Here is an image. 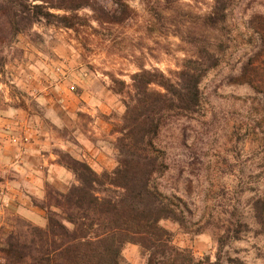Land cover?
I'll use <instances>...</instances> for the list:
<instances>
[{"label":"rangeland","instance_id":"rangeland-1","mask_svg":"<svg viewBox=\"0 0 264 264\" xmlns=\"http://www.w3.org/2000/svg\"><path fill=\"white\" fill-rule=\"evenodd\" d=\"M98 1L109 10L116 8L111 0ZM127 4L134 13L121 25L100 26L90 20L80 21L77 30H69L42 22L21 34L16 49L6 52L9 63L0 74V117L6 116L20 124L26 121L34 127L40 123L53 130L55 124L47 117V105L41 99L43 89L46 88L48 96L53 99L58 93L62 102L52 105L65 106L64 109L68 110L74 104L70 96L82 90L77 85L78 75H68L62 82L57 78V36L76 55L73 67L78 69L82 65L85 72L96 80L89 91L104 101L103 108L109 115L102 114L109 124V132L87 134L88 141L79 140L71 129L73 122L62 119L57 122V135L64 138L60 143L57 141V162L63 166L57 168V176L63 178L67 173L71 176L66 177L67 191L78 182L74 172L65 166L68 155L75 158L66 145L77 152L84 144L99 146L105 157L97 155L92 158L91 165L87 162L97 172L112 171L117 166V130L125 110V94L117 91L115 80L130 86L131 76L141 66L157 68L166 74L176 71L185 59L193 56L196 45L203 39L213 43L224 41L226 61L219 68L227 72L238 66L240 53L251 49L246 42L241 43L249 38L250 20L257 14L264 16V0H234L226 26L210 30L203 26L202 18L211 12L214 0H181L170 9L165 8L163 0H127ZM78 14L90 17L92 12L86 9ZM224 72H212L202 83L206 116L199 122H175L163 131L160 138L170 168L158 180L159 189L181 198L189 211L185 227L172 220H164L161 225L172 233L176 246L190 250L198 260L211 258L215 261L219 245L212 226L197 233L199 225L196 223L203 216H217L235 207L247 215L249 201L255 194L250 191L254 182H259L260 192L264 193V167L254 169L255 165L263 163L248 149L243 150L241 142H237L236 135H233L238 130L235 122L248 114L250 103L257 102L258 96L247 86L229 85ZM58 81L61 86L56 93L52 86ZM71 84L77 86V91L71 92ZM259 113L263 114L261 109ZM90 119L93 120L88 113H81L80 122L84 126L90 123ZM0 133L3 141L10 145L9 131L0 129ZM195 157L198 160L190 167L188 164ZM49 189L55 190L51 186ZM17 219L12 225L0 229V248L5 247L1 242L13 230ZM221 254L223 258L240 259L246 264H264V233H245L241 240L232 241L223 248ZM124 257L128 264L147 262L139 247L133 244L125 247Z\"/></svg>","mask_w":264,"mask_h":264},{"label":"trees","instance_id":"trees-1","mask_svg":"<svg viewBox=\"0 0 264 264\" xmlns=\"http://www.w3.org/2000/svg\"><path fill=\"white\" fill-rule=\"evenodd\" d=\"M111 1L116 8L109 10L98 0H0V74L9 63L6 52L15 50L18 37L36 24L77 30L80 21L91 20L100 26L128 21L134 11L127 0ZM163 1L170 9L181 0ZM233 1L214 0L211 12L202 18L203 26L210 30L226 26ZM86 9L92 15L79 16ZM249 30V38L241 43L251 49L240 53L238 66L227 72L219 68L226 61L224 41L203 39L176 71L166 74L141 66L131 76L130 86L115 80L117 91L125 94L117 130V166L97 172L87 162L68 155L65 166L74 172L78 184L67 192L47 190L43 205L46 227L17 219L1 242L5 245L0 248L1 264H128L124 257L128 244L139 247L146 264H246L223 258L221 253L245 233H264V193L259 182L250 188L255 194L247 215L235 207L217 216H203L196 223L197 233L211 226L216 231L219 254L213 261L198 260L190 250L176 246L172 233L161 225L172 220L185 227L188 210L181 198L162 192L158 180L170 168L161 134L175 122H199L206 116L202 83L216 71L225 73L229 85L247 86L258 96L257 102L250 103L248 114L235 122L238 130L233 135L243 150L248 149L263 163L254 169L264 167V16L255 15ZM197 160L195 157L188 165L193 167Z\"/></svg>","mask_w":264,"mask_h":264},{"label":"crops","instance_id":"crops-1","mask_svg":"<svg viewBox=\"0 0 264 264\" xmlns=\"http://www.w3.org/2000/svg\"><path fill=\"white\" fill-rule=\"evenodd\" d=\"M57 40L59 41L57 42V49H55L57 50V62L59 63L57 78L62 82L68 75H78L77 85L82 90L79 94H74L71 87H74V91H77V86L70 85V90L73 93L70 99L74 101V104L73 108L68 110L64 109L65 106L52 105L56 102L58 104L62 102L59 100L60 96L57 93L61 86L60 81L52 86L57 93L54 99L48 96L49 93L46 88L43 89L41 99L47 105V117L55 124L54 131L52 128H46L44 124L38 123L32 127L26 121L21 122L31 127L33 131V143L27 148H18L10 141V145H7L0 133V200L2 202L0 205V229L12 225V221L16 218H25L37 226L46 227L47 211L43 205L47 188L51 186L59 192H67L66 177L70 175L67 173L63 178L57 176V168L63 167L57 162V141L64 140L63 137L57 135V122L61 119L68 120L70 123L73 122L71 129H73L75 137L79 140H87V134L99 135L104 131L109 132V124L103 116V114L109 115V112L103 108L104 101H102V98L94 97L92 92L89 91L96 80L94 81L93 77L85 72L82 65L78 69L73 67L76 55L72 53L71 47L62 42L58 36ZM79 104L82 105L79 106ZM80 112L88 113L93 118V120L90 119L87 126L80 122ZM19 124V122L6 116L0 117L1 130L9 128L14 130L18 128ZM65 147L75 158L84 159L90 165L94 156L105 157L104 152L98 148L99 146L96 147L94 144L89 146L84 144L78 152L69 145ZM57 183L59 184L57 185Z\"/></svg>","mask_w":264,"mask_h":264},{"label":"built area","instance_id":"built-area-1","mask_svg":"<svg viewBox=\"0 0 264 264\" xmlns=\"http://www.w3.org/2000/svg\"><path fill=\"white\" fill-rule=\"evenodd\" d=\"M74 91V87H71ZM9 141L18 148L25 149L33 143V131L27 124H19L17 129L9 128Z\"/></svg>","mask_w":264,"mask_h":264}]
</instances>
